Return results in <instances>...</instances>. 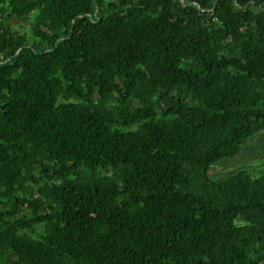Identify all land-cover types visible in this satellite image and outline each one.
<instances>
[{
  "label": "trees",
  "instance_id": "1",
  "mask_svg": "<svg viewBox=\"0 0 264 264\" xmlns=\"http://www.w3.org/2000/svg\"><path fill=\"white\" fill-rule=\"evenodd\" d=\"M264 0H0V264H264Z\"/></svg>",
  "mask_w": 264,
  "mask_h": 264
},
{
  "label": "rangeland",
  "instance_id": "2",
  "mask_svg": "<svg viewBox=\"0 0 264 264\" xmlns=\"http://www.w3.org/2000/svg\"><path fill=\"white\" fill-rule=\"evenodd\" d=\"M238 169H244L253 176L264 174V130L251 136L236 156L215 162L209 174L214 178L224 179Z\"/></svg>",
  "mask_w": 264,
  "mask_h": 264
}]
</instances>
